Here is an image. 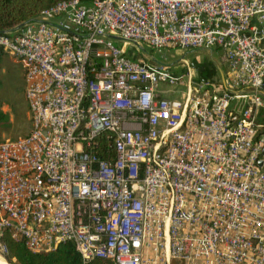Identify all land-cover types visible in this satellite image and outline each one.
Returning a JSON list of instances; mask_svg holds the SVG:
<instances>
[{"label": "built area", "instance_id": "2783aa9c", "mask_svg": "<svg viewBox=\"0 0 264 264\" xmlns=\"http://www.w3.org/2000/svg\"><path fill=\"white\" fill-rule=\"evenodd\" d=\"M116 37L219 49L227 72ZM0 51L24 65L32 124L0 140V238L111 264H264V0H61Z\"/></svg>", "mask_w": 264, "mask_h": 264}, {"label": "rangeland", "instance_id": "374dc122", "mask_svg": "<svg viewBox=\"0 0 264 264\" xmlns=\"http://www.w3.org/2000/svg\"><path fill=\"white\" fill-rule=\"evenodd\" d=\"M117 42L132 52L136 57L143 59L157 58L159 62L171 67L177 66L183 60L194 62L203 71L208 68H216L220 75L227 72L223 52L214 50H181L166 48L155 50L144 44L136 45L125 43L116 38ZM25 68L23 63L10 53L0 52V100L1 108L6 114L0 122V140L17 139L27 135L31 130V115L25 89ZM165 87H168L165 85ZM0 239V256L5 258V250ZM8 262V261H7ZM172 264H183L179 260H173Z\"/></svg>", "mask_w": 264, "mask_h": 264}, {"label": "trees", "instance_id": "16d2710c", "mask_svg": "<svg viewBox=\"0 0 264 264\" xmlns=\"http://www.w3.org/2000/svg\"><path fill=\"white\" fill-rule=\"evenodd\" d=\"M59 1L61 0H0V33L18 34L28 22L38 19L43 9ZM5 115L0 100V122ZM99 143L100 156L114 157L115 149L106 133L100 136ZM0 239L7 248L5 258L10 264H111L101 257L86 261L71 241L61 242L50 251L33 252L27 248L23 239L13 237L8 230L2 233Z\"/></svg>", "mask_w": 264, "mask_h": 264}, {"label": "crops", "instance_id": "0c3cea01", "mask_svg": "<svg viewBox=\"0 0 264 264\" xmlns=\"http://www.w3.org/2000/svg\"><path fill=\"white\" fill-rule=\"evenodd\" d=\"M1 52V51H0ZM199 68V67H198ZM200 69V68H199ZM25 71V70H24ZM200 71H202L204 74H206V75H208V76H211L213 73H215V72H219V71H217V69L216 68H214V69H211V68H208L207 69V71H203V70H201L200 69ZM31 127H32V124H31Z\"/></svg>", "mask_w": 264, "mask_h": 264}, {"label": "bare ground", "instance_id": "6f19581e", "mask_svg": "<svg viewBox=\"0 0 264 264\" xmlns=\"http://www.w3.org/2000/svg\"><path fill=\"white\" fill-rule=\"evenodd\" d=\"M0 264H10L2 256H0Z\"/></svg>", "mask_w": 264, "mask_h": 264}, {"label": "water", "instance_id": "95a60500", "mask_svg": "<svg viewBox=\"0 0 264 264\" xmlns=\"http://www.w3.org/2000/svg\"><path fill=\"white\" fill-rule=\"evenodd\" d=\"M117 38V37H116ZM120 39V38H119ZM260 164H262V162H260Z\"/></svg>", "mask_w": 264, "mask_h": 264}]
</instances>
